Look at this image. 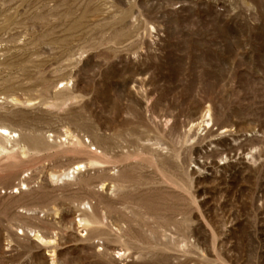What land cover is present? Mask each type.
Here are the masks:
<instances>
[{"label":"rangeland","instance_id":"obj_1","mask_svg":"<svg viewBox=\"0 0 264 264\" xmlns=\"http://www.w3.org/2000/svg\"><path fill=\"white\" fill-rule=\"evenodd\" d=\"M0 114V264H264V0H0Z\"/></svg>","mask_w":264,"mask_h":264},{"label":"bare ground","instance_id":"obj_2","mask_svg":"<svg viewBox=\"0 0 264 264\" xmlns=\"http://www.w3.org/2000/svg\"><path fill=\"white\" fill-rule=\"evenodd\" d=\"M17 102V100H15ZM10 118V117H9ZM9 118L7 116L1 115L0 114V166L3 165V163L12 160L16 157V147L18 146V142L17 141H13L11 142L12 139V132L9 131V128H6V126L4 127L5 122L8 123ZM11 119V118H10ZM6 125V124H5ZM3 134L7 135L4 136ZM69 137V136H68ZM67 138V137H66ZM31 140V139H30ZM30 140L28 143H30ZM27 140H25L26 142ZM38 142V141H37ZM36 143V142H35ZM41 144V143H40ZM32 145V144H31ZM30 145V146H31ZM37 145V144H36ZM76 145H78V143H76ZM29 146V145H28ZM33 147H31L30 150H32ZM16 149V150H15ZM22 149V148H21ZM35 151V149H33ZM40 150V149H39ZM37 151V149H36ZM82 153V152H81ZM19 155H24L25 152L24 151H20L18 152ZM89 158V157H88ZM88 165H94L97 164L96 161L94 160H88ZM92 158V157H91ZM96 159V158H95ZM85 165H82V163H79L77 165H75V168L72 169L71 175L74 176V172H79L81 171L83 168H85ZM70 175V173H69ZM66 177H68V174L65 175ZM41 242V241H40ZM124 255V254H122ZM52 264V263H51Z\"/></svg>","mask_w":264,"mask_h":264}]
</instances>
